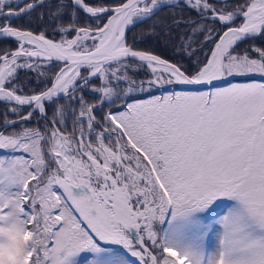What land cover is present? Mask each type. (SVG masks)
Instances as JSON below:
<instances>
[{
	"label": "snow or ice",
	"instance_id": "snow-or-ice-1",
	"mask_svg": "<svg viewBox=\"0 0 264 264\" xmlns=\"http://www.w3.org/2000/svg\"><path fill=\"white\" fill-rule=\"evenodd\" d=\"M153 18L189 64L129 44ZM0 21V264H264V0H0Z\"/></svg>",
	"mask_w": 264,
	"mask_h": 264
},
{
	"label": "trees",
	"instance_id": "trees-1",
	"mask_svg": "<svg viewBox=\"0 0 264 264\" xmlns=\"http://www.w3.org/2000/svg\"><path fill=\"white\" fill-rule=\"evenodd\" d=\"M27 2H31V0H27ZM48 2V0L46 1ZM23 6V5H21ZM220 6V5H218ZM17 10V9H16ZM44 11V9H37L35 13H33V16H38L39 12ZM171 11H175L178 15L180 14L179 9H164L161 11L159 14L160 16H167ZM183 15L185 17L189 15H194V13H189L188 11L183 12ZM156 18H153L152 20H148L143 23H139L135 25L133 28H131V31L127 33L128 36V42L129 44L133 45L135 48L139 50H145L149 51L155 55L160 56L162 59L169 60L170 62H178V63H183L185 65L189 64V60L187 57L183 55L182 52H178L176 50V46L178 41L173 39L172 37L176 36L177 33L173 32L171 35L166 34L161 31V28L157 27L154 30L151 28V25L153 24L154 20ZM27 21V17L24 18V20H14L12 22V26H17L23 24L24 27L27 29L29 28ZM4 21H0V23H3ZM37 21L33 20L32 25H31V30L33 31H38L39 28L36 27ZM51 33V29H49V34ZM59 39V37H57ZM17 45L11 41V40H1L0 41V52H2L5 48L7 49H15ZM246 45H241V47H245ZM140 78H145V71H142L140 73ZM35 74L34 73H21L20 74V81L21 83H24L25 81L28 82V88L26 91H31L32 89L37 88V84L35 82ZM39 87H44L43 84L39 85ZM173 89H169L171 91ZM179 90V89H175ZM154 94H162L160 91H155ZM143 98H146L143 97ZM86 99L90 103H94V99L91 96H86ZM61 104L65 105L66 110L69 112V117H68V126L69 129L71 128V109L72 107H76L74 105H68L66 101L61 100ZM3 105H0V113L4 111ZM78 110V109H77ZM105 111H107V108H105ZM52 116V109L49 108V118ZM2 119V117H0ZM31 127H41L43 128V123L37 125L34 122L29 125ZM90 258V256H89Z\"/></svg>",
	"mask_w": 264,
	"mask_h": 264
},
{
	"label": "rangeland",
	"instance_id": "rangeland-1",
	"mask_svg": "<svg viewBox=\"0 0 264 264\" xmlns=\"http://www.w3.org/2000/svg\"><path fill=\"white\" fill-rule=\"evenodd\" d=\"M12 2H13V5H15V3H16V0H12Z\"/></svg>",
	"mask_w": 264,
	"mask_h": 264
},
{
	"label": "water",
	"instance_id": "water-1",
	"mask_svg": "<svg viewBox=\"0 0 264 264\" xmlns=\"http://www.w3.org/2000/svg\"><path fill=\"white\" fill-rule=\"evenodd\" d=\"M47 1V0H46ZM18 10V9H17ZM4 22H6V21H4ZM139 24V23H138ZM137 25V24H136ZM133 28V27H132ZM1 41V40H0Z\"/></svg>",
	"mask_w": 264,
	"mask_h": 264
}]
</instances>
